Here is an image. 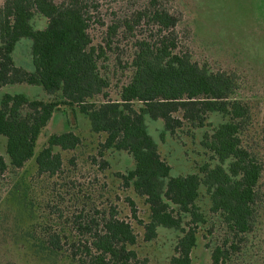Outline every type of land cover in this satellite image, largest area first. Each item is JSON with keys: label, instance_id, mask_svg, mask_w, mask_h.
<instances>
[{"label": "trees", "instance_id": "trees-1", "mask_svg": "<svg viewBox=\"0 0 264 264\" xmlns=\"http://www.w3.org/2000/svg\"><path fill=\"white\" fill-rule=\"evenodd\" d=\"M36 15L44 17L42 27L34 26ZM189 37L171 0L2 1L0 86L34 85L48 98L22 92L0 97V185H8L7 209L0 206V264H14L2 254L16 241L58 264H146L134 247L136 232L109 197L88 192L63 208L57 198L43 203L29 193L41 177L63 171L56 148L80 144L65 130L50 134L35 153L40 133L63 108L81 113L93 132L104 134L100 155H131L133 167L118 175L148 207L147 220L138 219L145 241L158 227L178 231L171 264L190 263L199 229L212 264L264 262V138L256 131L254 105L240 94L236 73L195 59ZM21 38L31 40L33 70L13 61ZM212 114L222 121L215 124ZM147 117L161 120L162 133L177 139L202 129L207 159L195 172L171 175ZM32 158L36 168L27 179L19 171Z\"/></svg>", "mask_w": 264, "mask_h": 264}, {"label": "rangeland", "instance_id": "rangeland-1", "mask_svg": "<svg viewBox=\"0 0 264 264\" xmlns=\"http://www.w3.org/2000/svg\"><path fill=\"white\" fill-rule=\"evenodd\" d=\"M3 0H0V4ZM182 11L183 24L190 29L189 43L195 59L206 62L213 69L233 71L241 82L240 94L247 99L256 112L257 133L264 138V0H171ZM35 27L45 24L44 17L36 15ZM15 65L26 70H33L31 59V40L21 38L12 51ZM22 92L30 97L48 98L40 87L27 84L0 86V97L3 93ZM112 97L115 90L111 91ZM210 119L216 124L222 121L218 114ZM147 130L157 142L160 156L170 165L171 175L195 172L196 166L207 159L200 145L202 129L195 130L194 135L180 133L174 138L167 132L162 133L161 120H145ZM71 130L80 137V144L74 149L56 148L63 160V171L52 178L41 177L29 192L43 203L51 199L60 201V206L71 207L76 195L91 193L109 197L116 204L119 216L129 221L137 234L135 249L146 264H171L170 257L178 231L158 227L155 238L145 241L143 227L138 219L147 220L148 207L144 199L138 196L131 187L126 186L118 173L133 167L131 155L124 151L106 150L99 154V145L104 134L91 130L88 119L79 112L69 108L55 111L46 127L40 133L35 153L45 144L52 133ZM264 152V139L260 141ZM5 138L0 136V153L4 154ZM105 160L107 163L102 162ZM32 158L19 171L28 179L35 171ZM6 181V180H2ZM8 185H5L7 187ZM0 185V206L7 209L5 200L6 188ZM56 194H60L59 200ZM3 199V200H2ZM50 202V201H49ZM207 200L203 198L200 204ZM136 215V217L133 216ZM261 234L264 237V214ZM201 229L197 232L196 244L190 251L189 264H212L210 249L205 246ZM3 257L14 264H58L35 255L30 248L25 249L20 241L9 242L3 248ZM261 254V252H260ZM264 259V249L261 254ZM264 264V262H261Z\"/></svg>", "mask_w": 264, "mask_h": 264}]
</instances>
